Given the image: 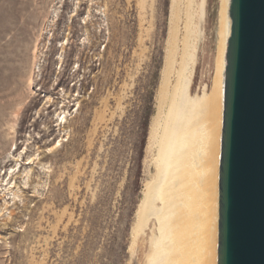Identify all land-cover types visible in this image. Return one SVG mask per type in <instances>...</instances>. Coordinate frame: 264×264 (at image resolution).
<instances>
[{
    "label": "rangeland",
    "instance_id": "obj_1",
    "mask_svg": "<svg viewBox=\"0 0 264 264\" xmlns=\"http://www.w3.org/2000/svg\"><path fill=\"white\" fill-rule=\"evenodd\" d=\"M171 1L0 0V161L11 113L19 114L17 149L29 132L40 144L38 137L59 135L54 109L62 100L68 118L62 144L43 159L50 172L41 174L39 193L26 189V207L13 210L9 226L0 221V264H147L149 231L135 238L133 230L156 171L157 149L148 144ZM219 7L206 2L195 84L211 82ZM36 36L41 70L30 96ZM45 94L54 102L38 113ZM7 167L0 164L1 176Z\"/></svg>",
    "mask_w": 264,
    "mask_h": 264
},
{
    "label": "bare ground",
    "instance_id": "obj_2",
    "mask_svg": "<svg viewBox=\"0 0 264 264\" xmlns=\"http://www.w3.org/2000/svg\"><path fill=\"white\" fill-rule=\"evenodd\" d=\"M171 2L172 21L160 83L161 96L150 126L151 141L147 143L150 149L154 146L157 149L154 157L156 171L138 205L133 237L147 236L146 231H149L147 264H216L218 164L224 56L230 33L229 0H220L210 85L206 82L195 84L197 65L205 44L207 0ZM56 12L53 21L58 17ZM181 19L182 25L175 22ZM39 36H36L37 42L32 49L26 79L30 96L36 94L34 83L41 70L37 58L42 53L37 45ZM59 43L61 52L57 56L56 74L60 73L64 62L62 51L68 39ZM45 98L38 113L54 102L49 94H45ZM60 104L54 109L59 135L47 140L38 137L42 141L40 144L37 136L29 132L19 149L16 147L19 114L18 111L11 113L12 121L8 122L0 161L3 166L9 165L8 170L0 175V221L3 227L13 219L16 207H26V189L39 193L44 184L41 174L50 172L43 159L62 144L61 132L68 119L64 101ZM36 167L40 172L35 171Z\"/></svg>",
    "mask_w": 264,
    "mask_h": 264
},
{
    "label": "water",
    "instance_id": "obj_3",
    "mask_svg": "<svg viewBox=\"0 0 264 264\" xmlns=\"http://www.w3.org/2000/svg\"><path fill=\"white\" fill-rule=\"evenodd\" d=\"M216 264H264V0H229Z\"/></svg>",
    "mask_w": 264,
    "mask_h": 264
}]
</instances>
